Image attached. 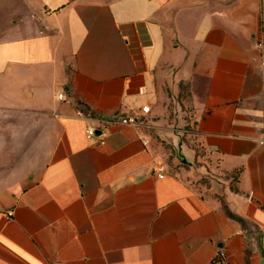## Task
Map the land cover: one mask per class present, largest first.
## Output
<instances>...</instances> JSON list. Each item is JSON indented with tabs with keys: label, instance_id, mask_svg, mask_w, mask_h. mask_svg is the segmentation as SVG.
<instances>
[{
	"label": "crops",
	"instance_id": "obj_1",
	"mask_svg": "<svg viewBox=\"0 0 264 264\" xmlns=\"http://www.w3.org/2000/svg\"><path fill=\"white\" fill-rule=\"evenodd\" d=\"M260 39L264 0H0V264H264ZM166 69L189 85L188 141ZM81 105L150 112L101 144Z\"/></svg>",
	"mask_w": 264,
	"mask_h": 264
},
{
	"label": "rangeland",
	"instance_id": "obj_2",
	"mask_svg": "<svg viewBox=\"0 0 264 264\" xmlns=\"http://www.w3.org/2000/svg\"><path fill=\"white\" fill-rule=\"evenodd\" d=\"M175 70L166 69L156 79L157 93L160 96L161 106L168 110L170 127L180 134L184 141L192 139L194 128L189 105V85L176 77ZM157 73V72H156ZM207 178L196 184H208Z\"/></svg>",
	"mask_w": 264,
	"mask_h": 264
},
{
	"label": "built area",
	"instance_id": "obj_3",
	"mask_svg": "<svg viewBox=\"0 0 264 264\" xmlns=\"http://www.w3.org/2000/svg\"><path fill=\"white\" fill-rule=\"evenodd\" d=\"M255 45L264 51V39H260L256 41ZM263 65H264V61H263ZM59 98L60 100H65L67 102L71 101V99H67L64 94H60ZM149 112H150V107L147 105L142 108L140 113H134V114L124 115V116H115L112 118H102L99 116L88 114L85 108L81 105L79 106L76 114L79 119H82L84 121L94 120L95 122H97V126L92 125V124L87 125L86 135L88 138L95 137L98 134L97 128H100V133H99V137L101 139L100 143L105 144V139L107 136L106 128L108 125H110L111 123L112 124H122V125H137L139 123H143L145 116ZM260 143L264 144V138L260 141ZM166 170L167 168L164 164H159L155 168V172L157 173V176L160 179H163L165 177ZM223 258H224V253L221 252L217 256L216 262L222 263Z\"/></svg>",
	"mask_w": 264,
	"mask_h": 264
},
{
	"label": "trees",
	"instance_id": "obj_4",
	"mask_svg": "<svg viewBox=\"0 0 264 264\" xmlns=\"http://www.w3.org/2000/svg\"><path fill=\"white\" fill-rule=\"evenodd\" d=\"M224 208L226 210V213L228 214V216L236 221H238L243 227H245L246 225V221L241 218L240 216H238L237 214L233 213L227 205H224Z\"/></svg>",
	"mask_w": 264,
	"mask_h": 264
},
{
	"label": "water",
	"instance_id": "obj_5",
	"mask_svg": "<svg viewBox=\"0 0 264 264\" xmlns=\"http://www.w3.org/2000/svg\"><path fill=\"white\" fill-rule=\"evenodd\" d=\"M184 163H186V160H184Z\"/></svg>",
	"mask_w": 264,
	"mask_h": 264
}]
</instances>
